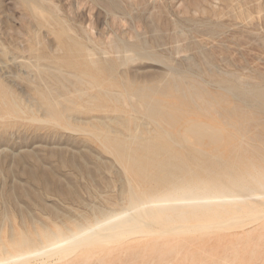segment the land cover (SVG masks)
<instances>
[{
	"label": "rangeland",
	"instance_id": "374dc122",
	"mask_svg": "<svg viewBox=\"0 0 264 264\" xmlns=\"http://www.w3.org/2000/svg\"><path fill=\"white\" fill-rule=\"evenodd\" d=\"M31 4L34 5H32V7H37V11H34L33 8H31ZM155 8L159 9L156 10ZM240 10L241 13H239ZM41 11L42 13L39 15L37 12ZM33 12H35L37 15H34ZM238 14L243 15L239 16ZM50 15L52 18L49 17ZM45 16L49 18L46 19ZM42 17L46 19V21ZM55 22L57 27H55ZM173 23H175L174 26ZM52 24L53 26L51 27ZM87 26L88 28H86ZM37 30L38 33L36 34ZM88 36L89 38H93V43L91 38L87 39ZM185 36H187V38H185ZM108 37L111 40L109 39L108 44H106ZM102 38L104 43L102 42L101 44ZM88 40H90V42ZM111 41H113V44L117 43L119 46L117 44L116 45L119 49H121V51H118L115 45L113 46ZM98 44H100V46L97 49L96 47H98ZM109 44L112 46V52L108 50L111 48L110 46L107 47ZM114 47L116 48V54L114 52ZM90 48L94 50H91ZM100 49H102L104 53L105 51H109V54H105L111 56V60L109 59V56H106L105 54L104 57L102 55L103 53L100 52ZM124 49L125 51H123ZM84 50L86 54L83 52ZM93 53L94 55L96 54V59L94 58ZM115 55L117 56L116 58ZM66 56L68 57L67 59ZM81 56L82 58L84 57L83 59L86 61H84ZM21 57L23 61L20 60ZM89 57L90 59L93 58L92 60L94 62H92V64H94L96 68H102L101 73H99L100 70L98 71V69H96L94 66H89L91 65L89 63L91 62L88 59ZM120 57L124 60H121ZM97 58L100 60L98 61ZM204 59H206V61ZM68 60L73 62L72 66L69 65L71 62ZM125 60L127 62H125ZM37 61L39 64L41 62V66L37 63L36 65H38L40 68L43 66V68H41V73L35 70L36 68H30V63H34L32 64V67H34L35 62ZM82 61L85 63V65H88V67L84 66V68ZM95 61L98 62L95 64ZM105 61L108 64L105 63ZM26 62L30 65L29 67ZM77 62L79 63V66L77 65ZM49 63H53L52 65H58L57 63H59V65H62V67L60 66L62 69L63 67L66 68L62 70L59 66L55 67V65L52 66L49 65ZM0 64V233L2 234L0 235V238L2 237V241L5 239V237L7 239H5V242H7L9 239H13L14 237V239H16L18 238L17 235H20L23 232L26 234H33L35 231L47 229L45 225H47L48 228L49 226L50 228H54L56 225L61 227L63 226V228H65L66 226H72V224L76 222H84L85 220H83V218L85 217L88 218L87 220H93L95 217H100L99 215L102 213L108 212V208L112 211H118L120 210L119 208L124 207V195L127 193L130 183L132 182L133 184L134 182L131 180V177H127V175L124 177L126 173L124 170H122L124 169L123 162L118 160L119 158L111 150L108 143L107 146H105L106 143L103 140L102 135L105 133L104 131H106L111 136L121 135L120 137L124 138L134 132L136 127L135 125L139 127L142 135H147V131L157 128V125L153 121L151 122V119L146 116L145 110L141 105L142 100H139V93L143 92L145 88V93L153 98H158L161 96L158 95V91L163 89L167 90L165 92L168 96L166 95V98H164L167 101H171L172 104H169L168 107V103L165 102V106L167 105L169 112L172 111L170 114L173 115V120H170V117L165 115L166 120L164 123L166 122L168 125L163 123L164 125L162 126L161 124V127L167 130L169 129L173 133H176V128L179 125L175 124L174 121H181L178 118L183 120L184 117L187 118V116L189 118L196 117L198 115L200 116V114H202L203 117L215 119L216 122L219 121L220 124L224 125L221 117H223L222 115L225 114L221 108L215 106V110L219 111L218 114L221 113L220 115H218L214 110V112L211 110L205 111L203 102L215 97L216 95L223 96L232 103L233 101L237 100L238 102L236 101L233 103L236 104V106L234 105L237 108L235 109L236 113L240 114V110H242V108H246L243 110H246V112L242 111L241 113L246 116V119L245 122H243L245 127H242L243 129L241 131L239 130V133L242 134L241 136H243L244 139L243 140L241 138V144L243 143V146L237 142L236 145H238L240 148L244 147L243 150L241 148L240 152L243 151V156L246 155L248 158H244V163L243 160L239 162L234 161V168H249V164H252L254 161L256 164L260 163L264 165V151L262 149L264 148V97L258 95L259 91L264 89V0H0ZM169 64H171V67H168L170 66ZM19 65L20 68H18ZM100 65L101 67L99 68ZM74 66L79 68L74 70ZM262 67L263 69H261ZM49 68L51 69L49 70ZM67 68H70L68 70L71 74L67 73L66 75L70 74V77L64 75L66 72H68ZM71 69L74 71V73H72L73 71H70ZM95 69L97 72H92L95 71ZM33 70L37 72H33ZM59 70H62V74L64 70L66 72L64 71V74L60 75L61 73ZM85 72H88L89 75H86ZM16 73L17 77H15ZM35 73L38 74L35 75ZM79 73L80 76H86L89 80L87 81L86 77H80L78 75ZM166 73L171 76L165 75ZM39 74L41 76L43 75L42 79L44 80V83L42 80V84H48L46 88H44L45 86L43 87L41 82L38 81V79H41L39 78ZM52 74L53 76H51ZM232 74L235 75V77L237 75L242 83L241 81L239 82V79L235 78ZM76 75H78L79 78H73V76L75 77ZM46 76H50L49 79L48 77L46 78ZM166 76L169 77V79ZM90 77L95 78H91L90 81ZM66 78H69L71 81L67 80ZM95 79L98 80V83H95L97 82ZM65 80L67 81L63 82ZM82 80L83 83L81 82ZM173 80H175V82ZM79 81L83 87L82 89L79 88ZM53 82H58L57 84L59 85L63 82V86L61 87L60 85L59 87V85H55ZM69 82H72V84L74 82V84L71 85ZM246 82L248 84H246ZM51 83L54 85H50ZM99 84L101 85L98 88L96 85ZM153 84H158L159 87L156 85V87H154ZM64 85H66V87ZM48 86H54L58 88H56L57 90L54 87H51L50 89ZM84 86L86 87V90L84 89ZM141 86H145L144 89ZM64 87L68 88L64 90ZM157 87L158 90L156 89ZM186 87L189 89H186ZM204 87L209 89H206V91H210L211 97L210 95H206L207 93L205 94L206 91H204ZM88 88H91V91L87 90ZM96 88H101L102 90H98ZM192 88L195 89L192 90ZM227 88L232 89V94H230V92L228 93V91L226 92ZM49 89L55 97L50 96L52 94L49 93ZM83 89L85 90V93ZM154 89L156 90L154 91ZM5 90H7L8 93L7 91L5 93ZM67 90H70L72 96L67 93ZM94 90L96 92H94ZM104 90H106L107 93H110V95L109 93H106L110 97L105 96ZM138 90L139 92H137ZM198 90H200V92ZM219 90L222 92L221 94L218 92ZM251 90L252 92L254 91L253 95ZM75 91H79L78 93L81 95L84 93L85 95L81 96L82 98H79L80 94H76ZM113 91H117L115 92L116 94H119L120 92L121 96L119 95V97L118 95L114 94ZM132 91H134L135 94H133ZM153 91L156 92V94ZM201 91L204 92L205 95ZM247 91H250V93ZM256 91L258 93H255ZM73 92L78 97L75 96ZM86 92L88 94H86ZM101 92L102 94H100ZM183 92L186 94L184 95ZM238 93L241 97L237 95ZM95 94L98 95V97ZM128 94L131 96L133 94V96L131 97ZM170 94L173 96L171 97ZM197 94L202 99L197 97ZM57 95L59 97H56ZM86 95H88V98ZM93 95H95V97L92 100L89 97L92 96L91 98H93ZM234 95L236 98L233 97ZM62 96L63 98H61ZM112 96L117 99V101L114 100ZM51 97H54L56 100H58V102H61L58 104L55 102V99H53L54 101L50 100L49 98ZM232 97L234 100L231 99ZM58 98L62 100H59ZM85 98L89 100H86ZM134 98L138 99L135 100ZM17 99L19 104L16 103V107L19 105L20 106L18 109H13L11 106L14 103L13 101L16 102ZM121 99H124V101ZM129 99H132L133 101H129ZM176 99L179 103L176 102ZM185 99H188L187 103ZM244 99L247 100L248 103H245L246 101ZM258 99L260 102L257 101ZM192 100H194V102H192ZM199 100H201V103ZM243 100L245 102H243ZM124 102L127 104H123ZM182 102L185 103L183 104ZM52 103H54V105L56 104V106H53ZM249 104H255L257 107L255 105L253 106ZM138 105L143 108V110ZM175 105L177 108H175ZM132 106L135 107L136 111L134 108H132ZM247 106L249 107V110L251 109L252 111H249ZM19 108H21L22 113L21 111L16 112V110H20ZM23 108L24 110H22ZM132 109H134V111ZM138 110L141 111V114L143 115V117H141L142 120L144 118L145 121H143L145 123L147 121L149 127L147 124H145L147 126L143 125L144 127H142L143 122L139 119V116L141 115ZM256 110L262 111L258 112ZM23 111L25 112L24 114ZM174 111H176L177 115ZM208 111L213 117H210ZM188 112L189 114L191 113V115L187 114ZM251 112H253V114ZM118 113L120 114L118 115ZM193 113L195 114L193 115ZM52 114L56 117H53ZM129 114L132 117L134 115L135 117L133 118L138 120L136 123L134 121L135 119L131 122L133 124L135 123L134 125H131V123H125L128 119L132 120L131 116L130 118H127L129 117ZM124 115L127 116L125 117ZM94 116L97 118L100 117V121L99 118H94ZM115 116L119 120H114L116 119ZM107 118L110 120L112 119V122L107 120ZM123 118L127 120L124 122L122 120ZM219 118L221 120H219ZM27 119H30L31 121ZM90 121L93 123L92 125L89 123ZM122 123H125L126 125ZM127 125H129L127 128L128 130L126 129ZM262 126L263 130H261ZM116 128L118 129L116 130ZM256 128L259 131H257ZM227 129L235 131V129H232L231 127H227ZM246 129L250 132V134L248 131H246ZM70 130H72V133ZM87 132L89 134H87ZM90 133L91 136L93 133L95 136H92L93 138L91 136L89 137ZM246 134H248L249 137H247ZM95 137L96 140L94 139ZM258 138L261 139V141L258 140ZM100 139L102 142H100ZM174 141L175 142H169L170 144L168 143L165 146L174 149L182 147L181 145L183 144L184 146H187V144L177 139V137H174ZM179 141L183 144H179ZM255 142L258 146L257 149L255 148ZM102 144H105L104 146L107 148V150ZM247 144H251L250 147ZM220 146V152L219 150H210L212 147H217L215 145H208V150L206 149V146L203 147V149L208 151L207 154L206 150H204L207 156L212 154L209 155V159H211L210 161L213 164L223 162L226 160V157L230 158L226 156L228 151H225V147L227 146ZM259 147L262 149V151ZM246 149L247 151H245ZM259 149L263 157L261 154H258L260 153ZM204 151L202 154L201 152H191L186 154L185 157L186 159L189 158L187 159L188 162L190 160H194L193 162H189V164L192 163L191 166L193 167H198V164L200 165L199 168H201V166H203V168L212 167L209 165L207 156L206 158L205 155L203 156L205 153ZM248 152L250 155H248ZM214 153L216 155L219 154L220 156L218 155L216 157ZM193 157H197V159L201 160L203 163L197 161V159ZM219 157H221L223 160H219ZM231 159H227V161H230ZM206 160H208V164L207 162H204ZM251 160L253 162L250 163ZM205 163L208 166H204ZM120 164L122 169L120 168ZM217 169L222 170L220 166ZM123 184L125 185L123 189H125L126 192L122 193L123 196H121L120 194ZM122 192H124V190H122ZM118 203L120 207L117 206ZM93 208L99 210V212L97 210L94 211L95 209ZM92 209L94 213L96 212L94 214V218L92 217L93 214H91ZM73 218L76 221L72 220ZM59 222H62L63 225H61ZM52 223H54L55 226ZM253 225L254 227H252V224H248V226L246 225L247 227L244 226L245 228L243 227L241 229L236 228V230H233L235 228H231L232 230H227L224 232V235L223 233L217 236L216 234H213L207 236L208 238L206 237V239L203 237L204 240L192 235V237L187 236L188 238L186 239L188 240L185 239L186 241L182 240L180 243H177L179 242L178 238L177 242L165 245L163 247L165 248L167 246V249H162L161 245L160 248L163 250L161 251L163 254L160 255H157L159 252L157 253L155 251V248L159 246L157 243L149 242L150 240H144V244H139L141 246H133L129 250L128 248L121 249V252L124 253L123 255L119 252L120 250H114L118 252L112 251L113 253L110 252V254L112 253L111 255L109 253L96 255V257L91 258L92 260L89 259L90 262L87 263L104 264V261L107 260V262L105 261V264H184L182 260L185 261L187 258V261H189V258H192V261L188 262L187 264H190L191 262H193L191 264H197L198 262V264L201 262L202 264H223L222 260H224L225 257L224 264H230V262L233 264H264V227H256L255 224ZM253 228L254 231H252ZM10 230H14L13 232L11 231L14 234H12ZM21 230L23 232H21ZM261 231H263V233H261ZM247 232L249 235L246 236ZM210 237L212 239L209 243H207V239ZM218 237H220V240H218ZM199 239L203 241V243L200 242L199 244ZM194 240H196L198 243H195L199 245H195V243L189 244V242H194ZM145 242L147 245L149 243L148 246H150V248L145 245ZM241 243L242 247L240 246ZM200 245H203V249L202 246L200 247ZM198 246L202 251L204 248L206 249L207 252L204 250L203 253L205 256L207 255V259H205V256L201 250L198 254ZM222 246H225V249L222 250ZM137 247L138 249H136ZM187 247L189 249H187ZM226 247L231 249L227 250L228 248ZM142 248H144V250H142ZM168 249L169 251L165 253L164 251ZM186 249L188 250V253H184ZM191 250L192 252H189ZM223 252H225L224 254L227 256H224ZM182 253L185 254L186 258L185 256L177 257L181 256ZM200 255H203L204 259L200 257ZM123 256L124 258H122ZM195 256H198L197 260L195 259ZM97 257L99 260H96ZM177 258L180 259L178 260L179 263L176 261ZM219 260H221L222 263L219 262ZM75 263L81 264V261H75ZM50 264H53V262Z\"/></svg>",
	"mask_w": 264,
	"mask_h": 264
},
{
	"label": "bare ground",
	"instance_id": "6f19581e",
	"mask_svg": "<svg viewBox=\"0 0 264 264\" xmlns=\"http://www.w3.org/2000/svg\"><path fill=\"white\" fill-rule=\"evenodd\" d=\"M40 1V0H39ZM27 3V2H26ZM25 4V3H24ZM47 4V3H46ZM161 4V3H160ZM27 5V4H26ZM33 4H31V8H33L34 11H37V7H32ZM249 5V4H248ZM34 6V5H33ZM256 6V5H255ZM259 6V5H257ZM156 7V6H155ZM47 8V7H46ZM56 8V7H55ZM153 8V7H152ZM157 8V7H156ZM155 8V9H156ZM233 8V7H232ZM255 8V7H254ZM259 8V7H258ZM29 9V8H28ZM159 9V8H158ZM156 9V10H158ZM31 10V9H30ZM58 10V9H56ZM166 10V9H165ZM245 11V10H244ZM260 11V10H258ZM51 12V11H50ZM111 12V11H110ZM109 12V13H110ZM243 12V11H242ZM249 12V11H248ZM34 15H37L35 12H33ZM42 13L41 12H37ZM46 13V12H45ZM150 13V12H149ZM239 13H241V10L239 11ZM251 13V12H250ZM260 13V12H259ZM61 14V13H60ZM245 14V13H244ZM48 15V14H47ZM55 15V14H54ZM114 15V14H113ZM239 15V14H238ZM243 15V14H241ZM239 15V16H241ZM41 17V16H40ZM46 17V16H45ZM50 18L51 15L49 16ZM49 17H46L49 18ZM57 17V16H56ZM220 17V16H219ZM257 17V16H256ZM43 18V17H42ZM241 18V17H240ZM252 18V17H249ZM44 19V18H43ZM46 19H44L46 21ZM136 19V18H135ZM52 20V19H51ZM56 20V19H55ZM244 20V18H243ZM246 20V19H245ZM54 21V20H53ZM40 22V21H39ZM136 22V21H135ZM165 22V21H164ZM170 22V21H169ZM253 22V21H252ZM28 23V22H27ZM42 23V22H41ZM45 23V22H44ZM64 23V22H63ZM121 23V22H120ZM47 24V23H46ZM54 24V23H53ZM53 24L51 25V27L53 26ZM56 24V22H55ZM62 24V22H61ZM124 24V23H123ZM42 25V24H41ZM59 25V24H58ZM87 25V24H86ZM175 25V23H173V26ZM255 25V24H254ZM28 26V25H27ZM43 26V25H42ZM123 26V25H122ZM44 27V26H43ZM55 27H57V24L55 25ZM45 28V27H44ZM88 28V26L86 27ZM109 28V27H108ZM82 29V28H81ZM52 30V29H51ZM54 30V29H53ZM59 30V29H58ZM72 30V29H71ZM167 30V29H165ZM215 30V29H214ZM29 31V30H26ZM85 31V30H84ZM83 31V32H84ZM88 31V30H87ZM154 31V30H153ZM176 31V30H175ZM33 32V31H32ZM93 32V31H92ZM161 32V31H160ZM167 32V31H166ZM26 33V32H25ZM30 33V32H29ZM35 33V32H34ZM38 33V30L36 32V34ZM85 33V32H84ZM101 33V32H100ZM117 33V32H116ZM123 33V32H122ZM127 33V32H126ZM155 33V32H154ZM159 33V32H158ZM181 33V32H180ZM186 33V32H185ZM55 34V33H54ZM72 34V33H71ZM110 34V33H109ZM167 34V33H166ZM170 34V33H169ZM95 35V33H94ZM126 35V34H123ZM176 35V33H175ZM24 36V35H23ZM26 36V35H25ZM28 36V35H27ZM66 36V34H65ZM97 36V35H96ZM116 36V35H115ZM194 36V35H193ZM56 37V36H53ZM106 37V36H105ZM104 37V38H105ZM161 37V36H160ZM204 37V36H203ZM15 38V37H14ZM44 38V37H43ZM89 38V36L87 37V39ZM91 38V37H90ZM89 38V39H90ZM99 38V37H97ZM185 38H187V36H185ZM207 38V37H206ZM23 39V38H22ZM37 39V38H36ZM47 39V38H46ZM57 39V38H56ZM55 39V40H56ZM93 40V38H91ZM109 37H108V41L106 44H108L109 42ZM161 39V38H160ZM29 40V39H28ZM27 40V41H28ZM59 40V39H58ZM71 40V39H70ZM101 44L104 41L103 38L101 39ZM111 40V39H110ZM124 40V39H123ZM198 40V39H197ZM19 41V40H17ZM63 41V40H62ZM90 42V40H88ZM87 41V42H88ZM122 41V40H121ZM215 41V40H214ZM213 41V42H214ZM38 42V41H37ZM43 42V41H42ZM84 42V41H83ZM94 42V40L92 41V43ZM96 42V41H95ZM113 44V41H111ZM123 42V41H122ZM121 42V43H122ZM126 42V41H125ZM173 42V41H172ZM202 42V40H201ZM219 42V41H218ZM20 43V42H19ZM97 43V42H96ZM104 43V42H103ZM146 43V42H145ZM216 43V42H215ZM24 44V43H23ZM36 44V43H35ZM51 44V43H50ZM95 44V43H94ZM117 44V43H116ZM115 43L113 44V46L115 45V47L118 49V51H121V49H119L117 47ZM20 45V44H19ZM28 45V44H27ZM56 45V44H55ZM128 45V43H127ZM126 45V46H127ZM146 45V44H144ZM177 45V44H176ZM206 45V44H205ZM219 45V44H218ZM16 46V44H15ZM22 46V45H21ZM89 46V45H88ZM87 46V47H88ZM95 46V45H92ZM100 44H98V47H96L97 49L99 48ZM111 47L110 49H108L109 51L112 50V46L111 44L107 45V47ZM119 46V45H118ZM124 46V45H123ZM121 46V47H123ZM175 46V45H174ZM178 46V45H177ZM20 47V46H19ZM37 47V46H36ZM90 47V46H89ZM88 47V48H89ZM104 47V46H103ZM115 49V54H116V48ZM231 47V46H230ZM3 48V47H2ZM6 48V47H5ZM22 48V47H21ZM60 48V47H59ZM93 48V47H91ZM90 48V49H91ZM126 48V47H125ZM142 48V47H141ZM4 49V48H3ZM66 49V48H65ZM69 49V48H68ZM96 49V51H97ZM105 49V48H104ZM123 49V48H122ZM133 49V48H132ZM147 49V48H146ZM51 50V49H50ZM86 50V49H85ZM85 50L83 51L85 53ZM94 50V49H91ZM101 50V51H100ZM99 51L102 52L103 56H109L105 53L109 54V51L104 53V51L102 49H100ZM107 50V49H106ZM150 50V49H149ZM231 50V49H230ZM2 51V50H1ZM26 51V50H25ZM87 51V50H86ZM125 51V49L123 50ZM122 51V52H123ZM148 51V50H147ZM9 52V51H8ZM23 52V51H22ZM38 52V51H37ZM72 52V51H71ZM95 52V51H93ZM98 52V51H97ZM112 52V51H111ZM137 52V51H136ZM140 52V51H139ZM121 53V52H120ZM138 53V52H137ZM3 54V52H2ZM11 54V53H10ZM52 54V53H51ZM86 54V53H85ZM84 54V55H85ZM105 54V55H104ZM113 54V53H112ZM127 54V53H125ZM129 54V52H128ZM135 54V53H134ZM200 54V53H199ZM79 55V54H78ZM94 55V53H93ZM96 55V54H95ZM94 55V58H95ZM183 55V54H182ZM185 55V54H184ZM12 56V55H11ZM14 56V55H13ZM27 56V55H26ZM200 56V55H199ZM203 56V55H201ZM88 57V55H87ZM91 57V56H90ZM90 57L88 58L91 62H89L91 65L89 66H94V64H92V62H94L92 59H90ZM111 56H109V59ZM117 56L115 55V58ZM134 57V56H133ZM14 58V57H13ZM19 58V57H18ZM63 58V57H62ZM68 57L66 56V59ZM82 58V56H81ZM84 58V57H83ZM82 58V59H83ZM100 58V57H99ZM99 58L98 61L100 60ZM108 58V57H107ZM121 58V57H120ZM149 58V57H148ZM205 58V57H204ZM40 59V57H39ZM45 59V57H44ZM65 59V57H64ZM96 59V58H95ZM94 59V60H95ZM151 59V58H150ZM202 59V58H201ZM252 59V57H251ZM257 59V58H256ZM22 60V57L21 59ZM76 60V59H75ZM72 60V61H75ZM84 61H86L85 59H83ZM116 60V59H114ZM121 60H124L123 58H121ZM153 60V59H152ZM206 61V59H204ZM255 60V59H254ZM2 61V60H1ZM23 61V60H22ZM25 61V60H24ZM58 61V60H57ZM71 62V60H68ZM79 61V60H78ZM97 61V62H98ZM108 61V60H106ZM105 61V63H107ZM204 61V62H205ZM258 61V60H257ZM20 62V61H17ZM28 62V61H27ZM26 62V64L28 65V67L30 66L31 69H35L37 70L39 73H41V68H43V66L40 68L37 64V62H35L34 67H32V64L34 63H30V65ZM59 62V61H58ZM61 62V61H60ZM69 62V63H70ZM80 62V61H79ZM83 62V61H82ZM81 62V63H82ZM95 61V64L97 63ZM114 62V61H113ZM116 62V61H115ZM124 62V61H122ZM125 62H127L125 60ZM51 63V62H50ZM49 65H52L50 64ZM71 62L69 65L72 66ZM75 63V62H74ZM103 63V62H100ZM111 63V62H109ZM134 63V62H133ZM6 64V63H5ZM18 64V63H17ZM25 64V63H24ZM41 64V62H40ZM39 64V65H40ZM43 64V63H42ZM58 65H55V67L57 66H61L59 65V63H57ZM62 64V63H61ZM65 64V63H63ZM79 63L77 62V65ZM87 64V63H86ZM99 64V63H98ZM108 64V63H107ZM188 64V63H187ZM207 64V63H204ZM1 65V64H0ZM3 65V64H2ZM44 65V64H43ZM52 65V66H54ZM83 67H88V65H85V63L83 62ZM102 65V64H101ZM101 65L99 66V68L101 67ZM125 65V64H124ZM171 67V64H169ZM180 65V64H179ZM257 65V64H256ZM8 66V65H7ZM15 66V65H14ZM41 66V65H40ZM51 66V67H52ZM79 66V65H78ZM199 66V65H198ZM208 66V65H207ZM259 66V65H258ZM263 66V65H262ZM26 67V68H28ZM60 67V68H61ZM70 67V66H69ZM75 67V66H74ZM82 67V68H83ZM84 67V68H85ZM96 68V66H94ZM104 67V66H103ZM261 67V66H260ZM2 68V67H1ZM18 68H20V65L18 66ZM29 68V69H30ZM54 68V67H53ZM66 67H63V69H65ZM76 68L79 67H75L74 70H76ZM83 68V70H84ZM93 68V67H91ZM166 68V67H165ZM255 68V67H254ZM16 69V68H15ZM28 69V71H29ZM51 68H49L50 70ZM58 69V68H57ZM62 69V68H61ZM62 69V70H63ZM70 68H67V70ZM94 69V68H93ZM92 69V70H93ZM98 69V67L96 68ZM95 69V71L92 72H97V70ZM102 69V68H101ZM101 69H98L99 73H101ZM173 69V68H172ZM177 69V68H176ZM193 69V68H192ZM263 69V67L261 68ZM26 70V69H25ZM61 70V71H62ZM80 70V69H79ZM82 70V69H81ZM86 70V69H85ZM199 70V69H198ZM216 70V69H215ZM1 71V70H0ZM34 71L33 72H37ZM58 71V70H56ZM60 71V70H59ZM60 71V73H61ZM65 71V70H64ZM63 71V74H64ZM70 71H73L72 69ZM91 71V70H90ZM219 71V69H218ZM217 71V72H218ZM222 71V70H221ZM25 72V71H24ZM32 72V70H31ZM30 72V73H31ZM66 72V71H65ZM78 72V71H76ZM75 72V73H76ZM84 72V71H83ZM264 72V69H263ZM21 73V72H19ZM59 73V72H58ZM59 73V74H60ZM67 73H70L69 70L68 72H66L64 75H66ZM74 73V71L72 72ZM86 73V72H85ZM174 73V72H173ZM172 73V74H173ZM182 73V72H181ZM206 73V71H205ZM5 74V73H3ZM33 74V73H31ZM38 73H35V75ZM44 74V73H43ZM62 73L60 75H63ZM71 74V73H70ZM66 75V76H69ZM88 74V72L86 73V75ZM221 74V73H220ZM26 75V74H25ZM45 75V74H44ZM75 75V74H74ZM80 76V73L78 74ZM78 75H76L75 77L73 76V78H79ZM89 75V74H88ZM91 75V74H90ZM97 75V74H96ZM168 76H171L169 74H165ZM216 75V74H215ZM227 75V74H226ZM233 75V74H232ZM39 78H41L40 80L38 79L39 82H41L42 76L39 74ZM53 76V74L51 75ZM112 76V75H111ZM235 77V75H233ZM6 77V76H5ZM8 77V76H7ZM17 77V73L16 76ZM25 77V76H24ZM37 77V76H36ZM50 76H46V78ZM83 77V76H80ZM86 76H84L83 78H85ZM99 77V76H98ZM167 77V76H166ZM165 77V78H166ZM231 77V76H230ZM1 78V76H0ZM33 78V77H32ZM91 78H95V77H90V81ZM169 79V77H167ZM173 78V77H172ZM179 78V77H178ZM237 79H239V77L236 75ZM233 78V79H235ZM16 79V78H15ZM51 79V78H50ZM54 79V78H53ZM67 80H69V78H66ZM87 81L89 80L88 77H86ZM121 79V78H120ZM159 79V78H158ZM236 79V80H237ZM19 80V79H18ZM21 80V79H20ZM34 80V79H32ZM67 80L63 81L66 82ZM172 80V79H171ZM179 80V79H178ZM12 81V80H11ZM36 81V80H35ZM48 81V80H47ZM57 81V80H55ZM71 81V80H69ZM95 83H98V80L95 79ZM132 81V80H131ZM159 81V80H158ZM162 81V80H161ZM175 82V80H173ZM228 81V80H227ZM241 80L239 79V82ZM245 81V79H244ZM4 82V81H3ZM33 82V81H32ZM51 82V81H49ZM48 82V83H49ZM63 82L60 83L61 87L63 86ZM83 83V80L81 81ZM248 82V81H247ZM246 82V84H248ZM34 83V82H33ZM44 83V80H43ZM55 83V82H53ZM58 82L55 83V85H59L57 84ZM90 83V82H89ZM93 83V82H91ZM171 83V82H170ZM187 83V82H186ZM198 83V82H197ZM238 83V82H237ZM242 83V81H241ZM240 83V84H241ZM245 83V82H243ZM42 84V82H41ZM69 84L73 85L72 82H69ZM78 84V83H77ZM80 84V81H79ZM169 84V83H166ZM200 84V83H199ZM32 85V84H31ZM43 85V84H42ZM48 85V84H47ZM47 85H43L44 88L47 87ZM50 85H54V84H50ZM59 85V87H60ZM76 85V83H75ZM101 84L96 85L98 88L100 87ZM154 87L158 86V84H153ZM156 85V86H155ZM163 85V84H162ZM171 85V84H169ZM178 85V84H177ZM205 85V84H204ZM23 86V85H22ZM66 87V85H64ZM68 86V85H67ZM79 86V85H78ZM81 86V84H80ZM79 88L82 89L83 87L81 86ZM87 86V84H86ZM93 86V84H92ZM151 86V85H150ZM173 86V84H172ZM192 86V85H191ZM207 86V85H206ZM229 86V85H228ZM10 87V85H9ZM38 87V86H37ZM50 89L51 87L54 86H48ZM64 87V90L67 89ZM88 87V86H87ZM139 87V85H138ZM142 87V86H141ZM145 86H143L142 88L144 89ZM148 87V86H147ZM159 87V86H158ZM158 87L156 88L158 90ZM163 87V86H162ZM179 87V85H178ZM197 87V86H196ZM199 87V86H198ZM203 87V86H202ZM201 87V88H202ZM224 87V86H223ZM55 89L58 87H54ZM86 87L84 86V89ZM94 88V86H93ZM96 88V89H98ZM124 88V87H123ZM150 88V87H148ZM161 88V86H160ZM159 88V90H160ZM165 88V86H164ZM188 87H186L187 89ZM222 88V87H221ZM49 89V93L52 94V92H50L51 90ZM62 89V88H61ZM71 89V88H70ZM83 89V90H84ZM91 89V88H90ZM89 88L87 90H90ZM106 89V88H105ZM108 89V88H107ZM139 89V88H138ZM154 89V91L156 90ZM189 89V88H188ZM195 88H192V90H194ZM200 89V88H199ZM204 91H206V89H208L207 87H204ZM8 90V89H7ZM5 90V93L6 91ZM54 90V89H53ZM57 90V89H56ZM77 90V89H76ZM86 90V89H85ZM84 90V93H85ZM98 90H102L101 88ZM97 90V91H98ZM110 90V89H109ZM112 90V89H111ZM136 90V89H135ZM146 90V88H145ZM140 92L139 93V97H140V101H141V105L145 110L146 116H148L151 120V122L153 121L156 125L157 128L152 129L150 131H147L148 134L147 135H142V132L140 131L139 127L137 125H135V130L132 134L126 136V137H120L121 135H115V136H111L108 132L104 131L105 133L102 135L103 140L105 141V144H102L103 146H107V143L109 144L111 150L115 153V155L119 158H117L118 160H121L123 162V168H121V164H120V168L122 170H124V172L126 173L124 175V177L127 175V177H131V180H133V184L131 181L129 188L127 190V193L124 195V207L119 208L120 210L118 211H112L109 210V208L107 209L108 212L105 213H99L101 215H99L100 217H95L94 218V211H96L97 209H95L93 211L92 209V213L93 214V220H87L88 218H83V220H85L84 222H76L73 223L72 226H66L65 228H63V226H55L54 223H52L55 227L54 228H49L46 226L47 229H41V231H35L33 234H26L24 233L22 230L20 235H17L18 238L14 239H9L7 242H5V239L2 241V237L0 238V264H50L51 262H53V264H74L75 261H81V264H86L87 262H90V260H92L91 258L96 257V255H100V254H104V253H109L110 252H118V251H114V250H120L119 252L123 255L124 253L121 252V249H131L133 246H141L139 244H142L144 242V240H150L149 242H154L157 243V248H155V251L160 255L163 254L162 249H167L166 247L163 248L165 245H169L171 243L177 242L178 238H179V242L180 243L182 240L186 241L188 239L189 236L192 237V235H194V237H198L201 238L202 240H204L203 237L209 236V235H213L216 234L217 235H221V233H223V235L225 234L224 232H226L227 230L230 231V229L235 228L233 230L237 229H241L244 226L247 227L248 224H252V227H254L253 224H255L256 227H264V165L258 163L254 164V162L251 160V162H253L252 164H249V168H242V169H236L234 168V161H242L243 163L245 162L244 158H246L247 156H243L241 151V148L238 147V145H236L237 143L241 144V141L243 139V136H241L242 134L239 133V130L241 131L245 125L243 122H245L246 116L244 114H241L242 111L246 108H242V110H240V114L236 113L237 109L235 106L236 104H233L236 101H233V103L229 100H227L225 97L223 96H215L212 97L209 100H205L204 103V107H205V111L206 110H211V111H216L215 110V106H218L221 108V110L223 111V113L225 115H222L223 117V124H220L219 121L216 122L215 119L212 118H206L203 117L202 114H200V116H196V117H189L187 116V118L184 117V119L182 120L181 118L175 117L180 119L181 121H174L175 124H179L178 127L176 128L177 131L176 133H173L172 131H170L169 129H165L163 127H161L164 124H167L166 122L164 123V121L166 120L165 115H167L168 117H170V120L172 118V111L169 112V110L167 109V105L169 107V104L171 105L172 102L171 101H167L165 100L166 98V92L167 90H160L158 91V98H153L150 97L148 94H146L145 92ZM149 90V89H148ZM191 90V89H190ZM188 90V91H190ZM209 90V89H208ZM206 91L205 94L206 95H210V91ZM242 90V89H241ZM249 90V89H248ZM254 90V89H253ZM2 91V90H1ZM36 91V90H35ZM48 91V89H47ZM68 91V90H67ZM73 91V90H72ZM91 91V90H90ZM153 91V92H154ZM180 91V90H178ZM200 92V90H198ZM223 91V90H222ZM228 91V93L230 92V94H232V89H226V92ZM237 91V90H236ZM255 91V90H254ZM253 91V92H254ZM76 92V91H75ZM79 92V91H78ZM76 92V94L78 93ZM89 92V91H88ZM94 92H96L94 90ZM99 92V91H98ZM103 92V91H102ZM102 92L100 94H102ZM117 92V91H115ZM114 91L113 93L116 94ZM123 92V91H122ZM133 94H135L134 91H132ZM139 92V90L137 91ZM174 92V91H173ZM181 92V91H180ZM186 92V91H185ZM184 93V95L187 93ZM195 92V91H194ZM198 92V93H199ZM202 92V91H201ZM220 92V94L222 93L220 90L218 91ZM238 92V91H237ZM240 92V91H239ZM243 92V91H242ZM248 93H250V91H247ZM252 92V90H251ZM252 92V95H253ZM1 93V92H0ZM4 93V92H3ZM2 93V94H3ZM8 93V91H7ZM11 93V92H10ZM25 93V92H24ZM71 95L70 90L67 92ZM83 93V92H82ZM80 94L78 93V95L80 94L79 98L85 94ZM105 96L107 97L108 93L106 90H104ZM107 93V94H106ZM112 93V94H113ZM124 93V92H123ZM128 93V92H127ZM131 93V92H130ZM156 94V92H154ZM170 93V92H169ZM181 93V94H183ZM190 93V92H188ZM204 94V92H202ZM209 93V94H208ZM255 93H258L257 91ZM1 94V95H2ZM73 94L75 95V93L73 92ZM86 94H88L86 92ZM92 94V92H91ZM94 94V93H93ZM132 94V96H133ZM204 94V95H205ZM9 95V94H8ZM61 95V94H60ZM96 95V94H95ZM95 95H93V98H91L92 96H90V99H94ZM110 95V93H109ZM116 95H120L121 93L119 92V94L117 93ZM129 95V94H128ZM127 95V96H128ZM171 95V94H170ZM190 95V94H189ZM195 95V94H193ZM200 95V94H199ZM239 95V93L237 94ZM260 96L264 97V89L259 91ZM4 96V95H3ZM7 96V95H6ZM12 96V94H11ZM19 96V95H18ZM21 96V95H20ZM31 96V95H30ZM50 96H54L53 94ZM72 96V95H71ZM77 96V95H75ZM88 98V95H86ZM98 97V95H96ZM104 96V95H103ZM119 96V97H120ZM123 96V95H122ZM131 96V95H129ZM131 96V97H132ZM152 96V95H151ZM168 96V95H167ZM173 95H171L172 97ZM228 96V95H227ZM240 96V95H239ZM10 97V96H9ZM24 97V96H23ZM28 97V96H27ZM55 97V96H54ZM49 98L50 100L55 99L56 103H60L58 102V100H56V98ZM56 97H59L58 95ZM78 97V96H77ZM96 97V98H97ZM110 97V96H108ZM113 97V96H112ZM138 97V98H139ZM165 97V98H164ZM178 97V95H177ZM196 97V96H194ZM197 97L200 98V96ZM209 97V96H208ZM211 97V95H210ZM235 97V95L233 96ZM233 97L231 99H233ZM241 97V96H240ZM239 97V99H240ZM3 98V97H2ZM63 98V96L61 97ZM78 98V99H79ZM82 98V97H81ZM105 98V97H104ZM114 98V97H113ZM117 98V97H116ZM122 98V97H121ZM126 98V97H125ZM138 98H134L135 100ZM176 98V96H175ZM184 98V97H183ZM188 98V97H187ZM230 98V97H229ZM236 98V97H235ZM8 99V98H7ZM13 99V98H12ZM59 99V98H58ZM84 99V98H83ZM86 99V98H85ZM109 99V98H108ZM190 99V97H189ZM197 99V98H196ZM202 99V98H200ZM238 99V100H239ZM11 100V99H10ZM15 100V99H14ZM62 100V99H59ZM89 100V99H86ZM114 100L117 101V99L114 98ZM119 100V99H118ZM124 101V99H121ZM132 99H129V101H131ZM177 100V99H176ZM186 100V99H185ZM188 100V99H187ZM186 100V103H187ZM234 100V99H233ZM242 100V99H241ZM245 100V99H244ZM243 102L248 103L247 100H245ZM1 101V100H0ZM5 101V100H4ZM3 101V102H4ZM18 101V99H17ZM13 101L14 103L12 104V108H17L20 106L16 107V103L19 104L18 102ZM33 101V99H32ZM54 101V100H53ZM133 101V100H132ZM201 100H199L200 102ZM240 101V100H239ZM254 101V100H252ZM256 101V100H255ZM259 101V99L257 100ZM52 102V101H51ZM120 102V101H119ZM139 102V101H138ZM165 102H167L168 104L165 106ZM178 102V100L176 101ZM192 102H194V100H192ZM238 102V101H237ZM260 102V101H259ZM47 103V102H46ZM74 103V102H73ZM140 103V102H139ZM138 103V104H139ZM179 103V102H178ZM183 103V102H182ZM185 103V102H184ZM183 103V104H184ZM201 103V102H200ZM241 103V102H240ZM244 103V104H245ZM10 104V103H9ZM23 104V103H22ZM48 104V103H47ZM53 106H56V104L54 105V103H52ZM123 104H127L126 102H124ZM176 104V103H175ZM263 104V103H262ZM49 105V104H48ZM61 105V104H60ZM140 105V104H139ZM138 105V106H139ZM199 105V104H198ZM197 105V106H198ZM235 105V106H234ZM249 105H253V104H249ZM255 105V104H254ZM253 105V106H254ZM24 106V105H23ZM31 106V105H30ZM137 106V107H138ZM176 106V105H175ZM189 106V105H188ZM244 106V105H243ZM252 106V108H253ZM256 106V105H255ZM25 107V106H24ZM140 107V106H139ZM187 107V106H186ZM190 107V106H189ZM192 107V106H191ZM240 107V105H239ZM246 107V106H245ZM248 107V106H247ZM257 107V106H256ZM22 108V106H21ZM21 108H19L20 110H16L17 111H21ZM132 108L135 109V107L132 106ZM141 108V107H140ZM143 108H141L143 110ZM177 108V106L175 107ZM188 108V107H187ZM199 108V107H198ZM27 109V108H26ZM25 109V110H26ZM29 109V108H28ZM51 109V108H49ZM134 109H132L134 111ZM179 109V108H178ZM200 109V108H199ZM218 109V108H217ZM249 110V107L247 108ZM254 109V108H253ZM24 110V108L22 109ZM65 110V109H64ZM140 110V109H139ZM138 112L140 113L141 116H139L140 120H142L141 117H143V115L141 114V111ZM181 110V109H180ZM186 110V109H185ZM184 110V111H185ZM189 110V109H188ZM187 110V111H188ZM197 110V109H196ZM201 110V109H200ZM45 111V110H44ZM53 111V110H52ZM132 111V113H133ZM136 111V109H135ZM213 111V112H214ZM239 111V109H238ZM249 111H252L251 109ZM258 111V110H256ZM262 111V110H261ZM258 111V112H261ZM264 111V110H263ZM61 112V111H60ZM176 114V111H174ZM198 112V111H197ZM200 112V111H199ZM243 112H246L243 111ZM22 113V111H21ZM25 112L23 111V114ZM135 113V112H134ZM179 113V112H177ZM182 113V112H181ZM186 113V112H185ZM192 113V111H191ZM191 113L189 114V112L187 114L191 115ZM209 113V111H208ZM253 114V112H251ZM256 113V112H254ZM15 114V113H14ZM17 114V113H16ZM60 114V113H59ZM64 114V113H63ZM120 113H118L119 115ZM131 114V113H130ZM127 118H130V115ZM195 113H193L194 115ZM210 114V113H209ZM215 114V113H214ZM221 114V113H220ZM218 114V115H220ZM257 114V113H256ZM261 114V113H260ZM18 115V114H17ZM21 115V114H20ZM55 115V114H54ZM115 115V114H114ZM117 115V114H116ZM123 115V114H122ZM177 115V114H176ZM217 115V117H218ZM262 115V114H261ZM264 115V114H263ZM9 116V115H8ZM53 116V114H52ZM121 116V115H120ZM125 116V115H124ZM127 116V115H126ZM125 116V117H126ZM138 116V114H137ZM184 116V115H182ZM181 116V117H182ZM186 116V115H185ZM212 115L210 114V117ZM56 117V116H53ZM116 117V116H115ZM119 117V116H118ZM133 117H135L133 115ZM131 116L132 120H127V119H122L124 122L125 120H127L125 123L129 124L131 123L134 119L135 123L136 121H138L136 118H133ZM208 117V114H207ZM213 117V116H212ZM91 118V117H90ZM94 118H97L94 116ZM99 121H100V117ZM97 118V119H98ZM109 118V117H108ZM109 121H111L110 119H108ZM138 118V117H137ZM148 118V121H149ZM31 119V118H30ZM30 119H27L29 121H31ZM114 119V117H113ZM3 120V119H2ZM95 120V119H93ZM114 120H119L117 117ZM121 120V119H120ZM139 120V121H140ZM143 120L145 121V119L143 118ZM143 122L142 127L147 126L148 122L146 121V123ZM169 120V119H167ZM219 120H221L219 118ZM33 121V120H32ZM35 121V120H34ZM40 121V120H39ZM106 121V118H105ZM122 121V122H123ZM250 121V120H249ZM97 122V121H96ZM108 122V121H107ZM112 122V121H111ZM115 122V121H113ZM117 122V121H116ZM170 122V121H169ZM172 122V121H171ZM254 123H256L255 121H253ZM87 123V121H86ZM91 123V125L93 124L91 121L89 122ZM102 123V120H101ZM122 123V124H125ZM134 123V124H135ZM153 123V124H154ZM164 123V124H163ZM258 123V122H257ZM117 124V123H116ZM115 124V125H116ZM125 124V125H126ZM133 123H131V125H134ZM138 124V123H137ZM147 124V125H145ZM173 124V123H172ZM249 124V123H248ZM58 125V124H57ZM103 125V123H102ZM120 125V123H119ZM123 125V126H125ZM144 125V126H143ZM168 125V124H167ZM166 125V126H167ZM170 125V124H169ZM257 125V124H256ZM260 125V124H259ZM258 125V127H259ZM111 126V125H110ZM129 125H127L126 129L128 128ZM104 127V126H103ZM106 127V126H105ZM149 127V125H148ZM151 127V125H150ZM154 127V126H153ZM172 127V126H171ZM227 127H231L232 129H235V131H231L228 130ZM243 127V128H242ZM134 128V126H133ZM147 128V127H146ZM173 128V127H172ZM250 128V127H249ZM263 130V126L261 127ZM63 129V128H62ZM86 129V128H84ZM105 129V128H104ZM114 129V128H113ZM118 128H116L117 130ZM171 129V128H170ZM254 129V127H253ZM66 130V129H64ZM107 130V129H106ZM128 130V129H127ZM172 130V129H171ZM257 131H259L256 128ZM72 133V130H70ZM87 131V130H85ZM109 131V130H108ZM152 131V132H151ZM246 131H248L246 129ZM264 131V130H263ZM11 132V131H10ZM120 132V131H119ZM118 132V133H119ZM249 132V131H248ZM247 132V133H248ZM85 133V132H84ZM121 133V132H120ZM144 133V132H143ZM11 134V133H10ZM87 134H89L87 132ZM250 134V132H249ZM86 135V134H85ZM123 136H125L124 134H122ZM247 137L248 134H246ZM260 135V134H259ZM82 136V135H81ZM91 136V133L89 135V137ZM93 137L95 136L94 133L92 135ZM91 136V137H92ZM241 136V137H240ZM254 136V135H253ZM264 136V135H263ZM92 137V138H93ZM174 137H177V139H179L180 141L184 142L185 144H187V146H184L183 143H181L179 141V144H183L181 145L182 147H178L177 149L174 148H169L166 147L165 145L168 144L169 142H175L174 141ZM259 137V136H258ZM101 138V139H102ZM242 138V139H241ZM246 138V137H245ZM251 138V137H250ZM256 138V137H255ZM96 140V137L94 138ZM100 139V142H102ZM249 139V138H248ZM253 139V138H252ZM257 139V138H256ZM263 139V138H262ZM244 140V139H243ZM250 140V139H249ZM254 140V139H253ZM258 140L261 141V139L258 138ZM252 141V140H251ZM244 142V141H243ZM264 142V141H263ZM260 142V143H263ZM249 143V142H248ZM256 143V142H255ZM100 144V143H99ZM170 144V143H169ZM178 144V142H177ZM178 144V145H179ZM243 144V143H242ZM241 144V145H242ZM264 144V143H263ZM262 144V145H263ZM101 145V144H100ZM208 145H215L217 147H212L210 150L212 151H218L219 150V146L220 145H224L227 146L225 147V151L227 150L228 153L226 156L230 157L227 158L226 160H224L223 162H218V163H211V159H209V154L208 156L206 155V152L208 154V149L207 146ZM240 145V146H241ZM248 145V144H247ZM246 145V146H247ZM251 144H249L248 146L250 147ZM256 145V146H255ZM255 148L257 149V143L255 144ZM104 146V147H105ZM206 146V149H203V147ZM243 146V145H242ZM245 146V144H244ZM247 146V148H248ZM253 146V147H254ZM210 147V146H209ZM221 147V146H220ZM229 148V149H228ZM244 148V147H243ZM242 148V150H243ZM260 148V147H259ZM105 149L107 150V148L105 147ZM221 149V148H220ZM261 149V148H260ZM259 149V151H260ZM264 151V148H262ZM261 149V151H262ZM109 150V149H108ZM206 150V152L204 151ZM249 150V149H248ZM252 150V149H251ZM110 151V150H109ZM205 152L203 154V156L205 155V158L207 156V159L209 160V165H211L212 167H207V168H203V166L200 167V165L198 164V167L195 166H191V164H189V162H191L192 160H190L188 162L187 158L186 159V154H189L191 152ZM210 151V152H212ZM247 151V149L245 150ZM255 151V150H254ZM252 151V152H254ZM260 153L258 154H261ZM220 152V150H219ZM198 153V154H199ZM222 153V152H221ZM197 154V155H198ZM215 154V153H214ZM213 154V155H214ZM216 155V154H215ZM219 155V154H218ZM216 155V157L218 156ZM248 155H250V153L248 152ZM262 155V154H261ZM192 156V155H191ZM194 156V154H193ZM220 156V155H219ZM198 157V156H197ZM197 157H193L196 158ZM201 157V156H200ZM223 157V155H222ZM263 157V155H262ZM192 158V159H193ZM221 157H219V160H223ZM232 158V159H231ZM248 158V157H247ZM195 159V160H196ZM199 159V157H198ZM199 162L203 163L201 160H198ZM218 159V158H217ZM216 159V160H217ZM227 159H231L230 161ZM187 160V161H185ZM208 160L204 161L207 162ZM250 160V159H249ZM194 161V160H193ZM192 161V162H193ZM117 162V161H115ZM188 162V163H187ZM233 162V163H232ZM211 163V164H210ZM248 163V162H247ZM194 164V163H193ZM208 164V162H207ZM213 164V165H212ZM264 164V163H263ZM206 165V163L204 164V166ZM248 165V164H247ZM208 166V165H206ZM216 166V167H214ZM221 167V169H217L218 167ZM238 166V165H236ZM239 167V166H238ZM121 170V171H122ZM123 172V171H122ZM121 172V173H122ZM124 174V173H122ZM121 174V175H122ZM128 181V180H127ZM126 183V182H125ZM123 186V187H122ZM121 187V196L122 193H125L126 190L123 189L125 187V185L123 184ZM122 190H124V192H122ZM123 201V202H124ZM119 202V201H118ZM121 203V202H120ZM122 204V203H121ZM117 205V204H116ZM88 206V205H87ZM93 206V205H92ZM119 206V203L117 205ZM90 207V206H89ZM102 210V209H101ZM106 210V211H107ZM99 212V210H97ZM103 211V210H102ZM105 211V208H104ZM79 214V213H78ZM53 215V214H52ZM83 215V214H81ZM6 216V215H5ZM4 216V217H5ZM47 216V215H46ZM98 216V215H97ZM74 217V216H73ZM84 217V216H83ZM91 217V216H90ZM4 219V218H2ZM61 219V218H60ZM80 219V218H78ZM72 220H75L74 218ZM63 221V220H62ZM76 221V220H75ZM78 221V220H77ZM40 222V221H39ZM64 222V221H63ZM61 225L62 222H59ZM56 224V223H55ZM2 225V224H1ZM52 225V226H53ZM247 225V226H246ZM35 226V225H34ZM250 226V225H249ZM31 227V226H30ZM244 227V228H245ZM249 228V227H248ZM39 229V228H38ZM231 229V230H232ZM13 232L14 230H10V232ZM254 231V228L253 230ZM251 231V232H252ZM11 232V233H12ZM18 233V231H17ZM232 233V232H230ZM234 233V232H233ZM261 233H263V231H261ZM14 234V233H12ZM11 234V236H12ZM0 235H2L0 233ZM222 235V236H223ZM227 235V234H226ZM234 235V234H233ZM249 235L248 232L246 233V236ZM15 236V235H13ZM188 236V237H187ZM215 236V235H214ZM220 236V237H222ZM230 236V235H229ZM232 236V234H231ZM220 237H218L220 240ZM239 237V235H238ZM208 238V237H207ZM214 238V237H213ZM217 238V237H215ZM236 238V237H235ZM181 239V240H180ZM186 239V240H185ZM191 239V238H190ZM210 239V240H209ZM207 239L209 243L211 241V237ZM258 239V238H257ZM7 240V239H6ZM152 240V241H151ZM217 240V241H218ZM244 240V239H243ZM161 241V242H160ZM193 241V240H191ZM236 241V240H235ZM197 242L196 240H194V242H189V244H193ZM199 244L200 242L203 243V241H201L200 239L198 240ZM197 242V243H198ZM224 242V241H223ZM195 243V245L197 244ZM221 243V242H220ZM144 244V243H143ZM197 244V245H199ZM206 244V243H205ZM204 244V245H205ZM237 244V243H236ZM145 245L146 242H145ZM149 245V243H148ZM147 245V246H148ZM151 245V244H150ZM162 245V249L160 248ZM188 245V244H187ZM238 245V244H237ZM144 246V245H143ZM146 246V247H147ZM185 246V245H184ZM190 246V245H189ZM202 246L203 249V245H200V247ZM232 246V245H231ZM230 246V247H231ZM235 246V245H234ZM240 246L242 247V243L240 244ZM182 247V246H181ZM193 247V246H192ZM205 247V246H204ZM223 247V246H222ZM225 247V246H224ZM222 248L225 249V248ZM240 247V249H241ZM148 248H150V246H148ZM152 248V247H151ZM196 248V247H195ZM198 248V254L199 251L201 249ZM227 250L231 249L229 247ZM134 249V248H133ZM138 249V247L136 248ZM139 249L141 250V248L139 247ZM173 249V248H172ZM187 249H189L187 247ZM185 250L184 253H188V250ZM193 249V248H190ZM127 250V251H128ZM142 250H144V248H142ZM146 250V248H145ZM151 250V249H150ZM204 250L206 251V249L204 248ZM203 250V251H204ZM208 250V248H207ZM210 250V248H209ZM136 251V250H135ZM168 250L164 251L165 253H167ZM202 251V250H201ZM202 251V253H203ZM226 251V250H225ZM234 251V250H233ZM112 252V253H113ZM130 252V251H129ZM143 252V251H142ZM161 252V253H160ZM172 252V251H171ZM189 252H192L189 251ZM207 252V251H206ZM211 252V251H210ZM209 252V253H210ZM229 252V251H228ZM232 252V251H231ZM111 253V254H112ZM128 253V252H127ZM180 253V252H179ZM201 253V254H202ZM225 252H223V255L225 256L226 254H224ZM230 253V252H229ZM110 254V255H111ZM119 254V253H118ZM190 254V253H189ZM208 254V253H205ZM120 255V254H119ZM129 255V254H128ZM179 255V254H177ZM176 255V256H177ZM188 255V254H187ZM204 255V253H203ZM203 255L200 257L203 258ZM210 255V254H209ZM220 255V254H219ZM218 255V257H219ZM231 255V254H230ZM102 256V255H101ZM100 256V257H101ZM146 256V255H145ZM168 256V255H166ZM185 254H181V256H177V257H184ZM191 256V254H190ZM205 256V255H204ZM222 256V255H220ZM227 256V255H226ZM99 257V256H98ZM97 257L96 260H99V258ZM143 257V256H142ZM170 257V256H168ZM189 257V256H188ZM194 257V256H192ZM200 257H199V261H200ZM214 257V256H213ZM107 258V257H106ZM124 258V256L122 257ZM121 258V259H122ZM131 258V257H130ZM159 258V257H158ZM186 258V256H185ZM184 258V259H185ZM198 256H195V259L197 260ZM221 258V257H220ZM240 258V257H239ZM90 259V260H89ZM94 259V260H95ZM146 259V258H145ZM183 259V258H182ZM204 259V258H203ZM205 259H207V255L205 256ZM212 259V257H211ZM219 259V258H218ZM217 259V260H218ZM89 260V261H88ZM177 258V262H178ZM225 260V257H224ZM224 260L223 264H224ZM241 260V259H240ZM107 262V260H105ZM104 261V264L106 263ZM120 261V259H119ZM118 261V262H119ZM185 264L186 260H182ZM180 261V262H182ZM192 261V258H189V261L186 262V264L188 262ZM230 261V260H228ZM242 261V260H241ZM103 262V261H102ZM121 262V261H120ZM205 262V260H204ZM219 262H221V260H219ZM226 262V261H225ZM123 263V262H122ZM179 263V262H178ZM193 263V262H191ZM190 263V264H191ZM199 263V262H198ZM197 263V264H198ZM222 263V262H221ZM229 263V262H228ZM232 262H230L231 264ZM76 264V263H75ZM89 264V263H87ZM92 264V263H90ZM117 264V263H116ZM202 264V262L200 263ZM218 264V263H217ZM220 264V263H219ZM233 264V263H232Z\"/></svg>",
	"mask_w": 264,
	"mask_h": 264
}]
</instances>
